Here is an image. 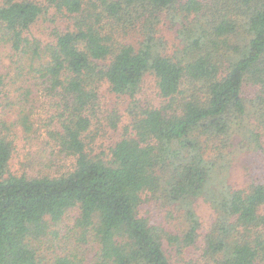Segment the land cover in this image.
Here are the masks:
<instances>
[{
  "label": "trees",
  "instance_id": "trees-1",
  "mask_svg": "<svg viewBox=\"0 0 264 264\" xmlns=\"http://www.w3.org/2000/svg\"><path fill=\"white\" fill-rule=\"evenodd\" d=\"M48 3L73 28L57 27L45 40L32 30L46 13L40 1H0V264H45L40 243L68 226L73 210L77 242L60 241L53 264H172L166 241L179 238L140 213L156 195L184 209V246L199 237L194 199L201 195L216 213L205 255L215 264L264 263V181L208 184L204 157L205 139L238 124L264 146V0ZM164 14L179 24L182 47L174 53L155 27ZM140 21L145 37L122 40ZM147 74L164 100L133 106L107 157L92 156L84 137L100 83L136 99ZM43 94L58 110L59 125L53 121L48 133L74 162L62 171L14 172L19 147L40 140ZM85 240H93V258L81 247Z\"/></svg>",
  "mask_w": 264,
  "mask_h": 264
},
{
  "label": "rangeland",
  "instance_id": "rangeland-1",
  "mask_svg": "<svg viewBox=\"0 0 264 264\" xmlns=\"http://www.w3.org/2000/svg\"><path fill=\"white\" fill-rule=\"evenodd\" d=\"M38 1L44 6L46 13L41 14L40 19L32 28L37 36L47 40L53 37V29L57 27L60 29L73 28L72 18L61 14L53 5L48 3V0ZM155 27L158 29L159 36L165 38L167 42L166 49L169 53H174L178 48L182 47L177 32L179 24L175 25L172 23L167 14L160 17V22L155 24ZM145 30L143 22L140 21L128 31L120 33V37L122 40H131L134 43H138L145 37ZM163 100L164 98L160 95L155 77L151 74H147L143 79L136 99L113 92L104 80L98 87L96 102L87 111L90 118V126L84 137L87 144L86 149L92 156L102 155L107 157L110 153V148L123 136L125 127L130 124L132 107L137 104L142 106L146 104L160 105ZM37 109L36 121L40 131V140L32 142L24 151L19 147L11 162V170L22 172L32 167H41L45 170L52 169L53 171L67 170L74 162V157L68 156L61 151L57 140L48 133V127L51 126L53 121L52 127L54 129L59 125L57 123L58 110H56L55 102L48 95L43 94ZM247 122L250 123L253 129L254 119L250 118ZM257 132L263 133L259 129H257ZM261 143L263 146V134ZM204 145V157L210 163L208 184L227 183L233 187L244 188L248 184L253 183L254 180L264 181V146L260 148L253 142L248 129H244L239 124L234 125L226 135L205 139ZM30 149L31 155L27 154ZM32 156L33 159L35 158L34 161L33 159L31 160ZM194 201L196 212L201 220V228L196 243L190 246H184L183 242L188 222L181 205L170 204L168 199L156 195V197L150 198L141 207V215L148 216L152 223L166 228L179 238L178 241H166L167 253L172 264H215L204 253V236L210 228L216 213L204 199V196L199 195ZM78 215L79 212L73 210L70 218L64 220L68 226L62 224L56 226V230L54 229L56 233L47 236V239H43V242L40 243L39 252L43 256L45 255V264H51L56 254L61 252L60 241L65 240L69 236L72 241L76 240L72 225ZM92 242L93 240H85L81 244L89 258L95 254L94 251L90 250ZM261 264L264 263L262 262Z\"/></svg>",
  "mask_w": 264,
  "mask_h": 264
}]
</instances>
